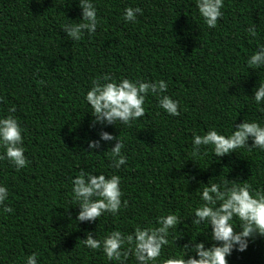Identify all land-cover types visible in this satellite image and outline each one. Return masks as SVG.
Here are the masks:
<instances>
[{"label":"trees","instance_id":"16d2710c","mask_svg":"<svg viewBox=\"0 0 264 264\" xmlns=\"http://www.w3.org/2000/svg\"><path fill=\"white\" fill-rule=\"evenodd\" d=\"M94 4L95 33L72 41L62 28L82 18L79 0H0V115L15 106L11 115L23 129L27 161L17 171L0 160V183L9 191L4 203L12 209L0 214V264H24L33 252L38 264H115L83 246L87 232L94 238L114 229L127 233L154 226L157 216L169 212L183 220L162 252L164 258L180 256L191 235L210 244L206 225L189 231L200 183L226 177L264 192V152L244 147L216 157L203 146L193 155L191 146L193 133L214 128L228 135L244 119L264 122V111L250 98L264 70L245 63L256 44L264 43V0H225L215 28L204 24L194 0ZM126 6L142 9L135 23L124 22ZM251 24L258 26L256 39L244 32ZM107 73L117 80L164 79L180 114H166L149 94L145 116L129 126L94 124L84 95L93 78ZM101 131L124 143L127 160L118 170L104 154L115 140L88 148ZM81 169L119 175L128 206L115 217L76 221L79 208L70 204V186ZM226 260L264 264V236L253 235L245 251L233 250Z\"/></svg>","mask_w":264,"mask_h":264},{"label":"clouds","instance_id":"9594fccd","mask_svg":"<svg viewBox=\"0 0 264 264\" xmlns=\"http://www.w3.org/2000/svg\"><path fill=\"white\" fill-rule=\"evenodd\" d=\"M194 4L208 28H215L218 19L224 15L222 9L225 7V0H194ZM79 7L82 18L74 24H65L62 28L72 41H79L84 32L91 36L98 26L94 0H79ZM137 14H142L139 6H126L122 13L124 22L135 23ZM244 32L250 39H256L258 26L251 24ZM245 63L248 69L264 70V43L256 44L246 56ZM167 89L168 83L164 79L149 82L124 77L117 80L107 73L91 80V87L86 91L84 101L90 108L94 124L116 125L119 122L121 126H129L145 116V99L149 94L156 97L159 109L170 116H178L179 102L167 94ZM250 98L258 109L264 111V79H259ZM15 110V106H12L8 109V115H0V160L8 161L19 171L27 161L24 155L23 129L17 118L11 115ZM249 138L252 140L251 146L247 144ZM101 140L116 141L104 154L110 161V168L120 169L127 160L121 151L124 148L123 141L101 131L99 140L88 141V148H99ZM191 146L193 155L199 153L203 146L205 151L210 149L216 157L244 147L264 152V122L244 119L235 128L232 126L228 135L219 133L214 128L203 134L193 133ZM93 173L81 169L71 179L70 204L78 206L75 220L79 222H92L106 214L115 217L122 208L128 206L127 199L122 200L119 175ZM199 188L200 203L190 210L189 217L192 219L189 231L191 233L193 226L206 225L207 229L210 228L206 233L210 241L208 247L203 241L197 242L191 235L189 242L180 247V256L169 255L164 258L162 250L169 245L170 232H179L177 226L183 220L171 212L157 216L154 226L151 223L137 226L127 233L114 229L102 238H97L96 235L94 238L92 232H87L86 237L80 241L87 249L94 252L100 250L109 262L115 264H129L130 256L134 264H228L226 257L233 250L245 251L250 237L257 234L264 236V192L253 188L247 180L237 182L226 177L218 182L209 179L207 184L200 183ZM8 197V188L0 183V214L12 212L4 203ZM24 264H38L37 253L27 255Z\"/></svg>","mask_w":264,"mask_h":264}]
</instances>
